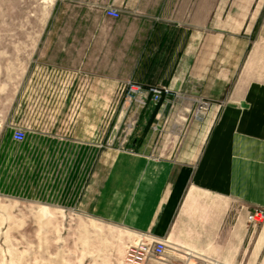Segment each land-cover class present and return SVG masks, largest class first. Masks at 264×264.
Here are the masks:
<instances>
[{
  "label": "crops",
  "instance_id": "crops-1",
  "mask_svg": "<svg viewBox=\"0 0 264 264\" xmlns=\"http://www.w3.org/2000/svg\"><path fill=\"white\" fill-rule=\"evenodd\" d=\"M65 2L78 6L75 20L89 22L65 30L68 48L84 61L106 54L110 71L107 54H141L133 80L172 91L145 108L141 140L114 155L92 198L94 217L125 231L127 249L164 242L166 254L147 264H264V222L248 221L251 210L264 209V73L256 57L245 58L241 7L255 0ZM108 7L122 17H108ZM82 69L76 77H106ZM201 99L211 108L198 122L191 116Z\"/></svg>",
  "mask_w": 264,
  "mask_h": 264
},
{
  "label": "rangeland",
  "instance_id": "rangeland-1",
  "mask_svg": "<svg viewBox=\"0 0 264 264\" xmlns=\"http://www.w3.org/2000/svg\"><path fill=\"white\" fill-rule=\"evenodd\" d=\"M241 7L245 58L264 73V0ZM77 12L65 0H0V264H125L127 233L98 221L91 203L114 155L141 140L145 108L125 91L141 54H107L112 73L106 54L84 61L65 42V30L89 23ZM86 66L106 77H76Z\"/></svg>",
  "mask_w": 264,
  "mask_h": 264
},
{
  "label": "built area",
  "instance_id": "built-area-1",
  "mask_svg": "<svg viewBox=\"0 0 264 264\" xmlns=\"http://www.w3.org/2000/svg\"><path fill=\"white\" fill-rule=\"evenodd\" d=\"M105 13L108 17L113 19H120L122 17L121 11L116 8L108 7L105 9ZM127 98L137 107L146 108L150 101L154 103H160L165 96L171 95L172 91L165 86H150L146 88L143 84L136 81H128L125 86ZM211 108V102L209 100H198L196 108L193 111V120L203 122L208 116ZM27 134L23 129L15 130L13 139L17 142H24ZM248 221L257 225L264 222V209L255 208L249 212ZM167 252V245L164 242H140L136 245L128 247L125 262L127 264H147L151 258H161ZM186 264H193L187 262ZM203 264H219L217 262H204Z\"/></svg>",
  "mask_w": 264,
  "mask_h": 264
},
{
  "label": "trees",
  "instance_id": "trees-1",
  "mask_svg": "<svg viewBox=\"0 0 264 264\" xmlns=\"http://www.w3.org/2000/svg\"><path fill=\"white\" fill-rule=\"evenodd\" d=\"M151 123H152V122H150V124H149V125H151Z\"/></svg>",
  "mask_w": 264,
  "mask_h": 264
}]
</instances>
